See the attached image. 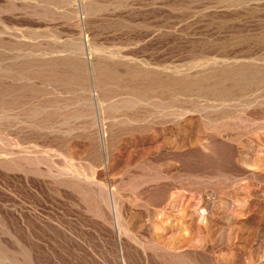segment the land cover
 I'll list each match as a JSON object with an SVG mask.
<instances>
[{
	"label": "rangeland",
	"instance_id": "obj_1",
	"mask_svg": "<svg viewBox=\"0 0 264 264\" xmlns=\"http://www.w3.org/2000/svg\"><path fill=\"white\" fill-rule=\"evenodd\" d=\"M0 264H264V0H0Z\"/></svg>",
	"mask_w": 264,
	"mask_h": 264
}]
</instances>
